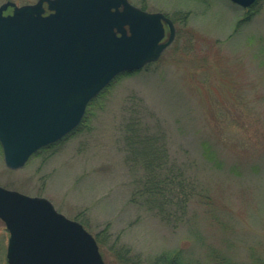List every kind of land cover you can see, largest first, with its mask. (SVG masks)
<instances>
[{"label":"rangeland","instance_id":"1","mask_svg":"<svg viewBox=\"0 0 264 264\" xmlns=\"http://www.w3.org/2000/svg\"><path fill=\"white\" fill-rule=\"evenodd\" d=\"M8 1L39 0L0 6ZM129 2L170 18L173 43L117 76L74 132L22 169L7 168L0 144V187L80 222L105 264H121L123 250L143 264L176 253L264 263V0L253 11L230 0ZM9 237L0 219V264Z\"/></svg>","mask_w":264,"mask_h":264},{"label":"water","instance_id":"2","mask_svg":"<svg viewBox=\"0 0 264 264\" xmlns=\"http://www.w3.org/2000/svg\"><path fill=\"white\" fill-rule=\"evenodd\" d=\"M250 8L257 0H230ZM176 29L129 0L0 6V144L11 170L74 132L120 74L156 62ZM8 264H105L95 237L42 197L0 187Z\"/></svg>","mask_w":264,"mask_h":264},{"label":"trees","instance_id":"3","mask_svg":"<svg viewBox=\"0 0 264 264\" xmlns=\"http://www.w3.org/2000/svg\"><path fill=\"white\" fill-rule=\"evenodd\" d=\"M258 1L251 8H249V11H251V10L253 11L256 8ZM128 74H131V73H125L121 76H126ZM93 103H94V100L90 103V105ZM96 240H97V242H100L99 237H96ZM117 254H118V258H119L121 264H143V262H141L142 260L140 259V257L129 256L127 250L120 251ZM224 259H226V258H224ZM224 259H219L217 257V260H215V261H217V264H236V263H232L231 261H229L227 259L226 260H224ZM147 264H195V263L183 261L181 259L180 255L176 253L173 255H161L160 257L152 260L151 262H149ZM260 264H264V263H260Z\"/></svg>","mask_w":264,"mask_h":264}]
</instances>
